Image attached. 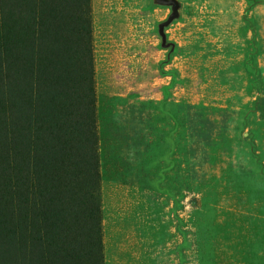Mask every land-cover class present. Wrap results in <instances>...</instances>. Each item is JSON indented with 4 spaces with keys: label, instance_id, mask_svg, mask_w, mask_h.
Instances as JSON below:
<instances>
[{
    "label": "rangeland",
    "instance_id": "374dc122",
    "mask_svg": "<svg viewBox=\"0 0 264 264\" xmlns=\"http://www.w3.org/2000/svg\"><path fill=\"white\" fill-rule=\"evenodd\" d=\"M177 1L56 0L41 38L0 0V179L101 264H264V0Z\"/></svg>",
    "mask_w": 264,
    "mask_h": 264
},
{
    "label": "trees",
    "instance_id": "16d2710c",
    "mask_svg": "<svg viewBox=\"0 0 264 264\" xmlns=\"http://www.w3.org/2000/svg\"><path fill=\"white\" fill-rule=\"evenodd\" d=\"M55 4L56 0H41L37 18L34 15V8H29L31 22L28 26L32 37L39 36L42 38L43 34L46 36L48 32H55V29H58V24L49 21V17L53 18L54 14L52 13L55 11ZM19 25L22 26V24ZM49 28L55 29L49 31ZM18 31L17 35L22 36V31ZM8 39L9 33L5 28L3 41L6 45H8ZM45 51L48 50L45 48ZM50 70L51 67L45 73L46 77L50 75ZM14 170L18 171L16 168ZM24 176L25 173H23V178L16 173L13 180L8 176L0 179V213L2 211L1 207L6 209L9 212V219H11L3 218L0 223L2 236L5 235L2 243L3 258L1 257L0 264H24L37 249L42 255L44 252L49 253L51 249L54 250V255L48 260L47 264H80V261L83 264L88 261L101 264L100 245L95 242L94 238L89 239L87 235L82 236V239H89V243L85 245L84 242H81V235L71 225L74 223V218L69 219L67 216H61L62 221L54 220L53 222L51 215L48 213V206H44L42 203L36 205L32 198L30 200L26 196L25 190H19L20 185L24 184ZM21 179L23 182H21ZM91 195L92 193H88V201L91 200ZM83 200L81 198L80 202ZM6 204L10 206L6 207ZM80 205L83 212H86L92 221L96 208L94 209L93 204L87 202H81ZM73 225L79 227L76 223ZM76 234L79 237L78 243H75L74 237ZM86 247L88 252L85 250ZM79 249L82 251L80 254Z\"/></svg>",
    "mask_w": 264,
    "mask_h": 264
},
{
    "label": "water",
    "instance_id": "95a60500",
    "mask_svg": "<svg viewBox=\"0 0 264 264\" xmlns=\"http://www.w3.org/2000/svg\"><path fill=\"white\" fill-rule=\"evenodd\" d=\"M156 3L170 6L171 13L168 15L164 22H161L159 28L166 24L177 13L178 1L177 0H154Z\"/></svg>",
    "mask_w": 264,
    "mask_h": 264
}]
</instances>
